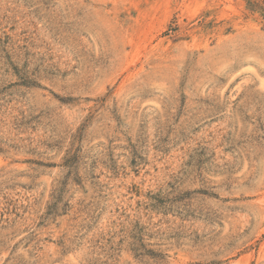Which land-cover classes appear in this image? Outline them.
<instances>
[{
  "label": "rangeland",
  "instance_id": "374dc122",
  "mask_svg": "<svg viewBox=\"0 0 264 264\" xmlns=\"http://www.w3.org/2000/svg\"><path fill=\"white\" fill-rule=\"evenodd\" d=\"M264 0H0V264H264Z\"/></svg>",
  "mask_w": 264,
  "mask_h": 264
},
{
  "label": "trees",
  "instance_id": "16d2710c",
  "mask_svg": "<svg viewBox=\"0 0 264 264\" xmlns=\"http://www.w3.org/2000/svg\"><path fill=\"white\" fill-rule=\"evenodd\" d=\"M249 6L258 8L263 13V16H264V7H261L258 3H256V2L250 3L249 2Z\"/></svg>",
  "mask_w": 264,
  "mask_h": 264
}]
</instances>
